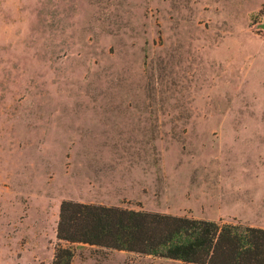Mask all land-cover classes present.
Returning a JSON list of instances; mask_svg holds the SVG:
<instances>
[{"label": "rangeland", "instance_id": "obj_1", "mask_svg": "<svg viewBox=\"0 0 264 264\" xmlns=\"http://www.w3.org/2000/svg\"><path fill=\"white\" fill-rule=\"evenodd\" d=\"M64 200L264 228V0H0V264H195Z\"/></svg>", "mask_w": 264, "mask_h": 264}, {"label": "trees", "instance_id": "obj_2", "mask_svg": "<svg viewBox=\"0 0 264 264\" xmlns=\"http://www.w3.org/2000/svg\"><path fill=\"white\" fill-rule=\"evenodd\" d=\"M57 239L195 264H264L263 228L71 200L61 203ZM72 258L60 245L53 264Z\"/></svg>", "mask_w": 264, "mask_h": 264}, {"label": "crops", "instance_id": "obj_3", "mask_svg": "<svg viewBox=\"0 0 264 264\" xmlns=\"http://www.w3.org/2000/svg\"><path fill=\"white\" fill-rule=\"evenodd\" d=\"M257 228H259V227H257ZM260 228H262V227H260ZM264 229V228H263Z\"/></svg>", "mask_w": 264, "mask_h": 264}]
</instances>
